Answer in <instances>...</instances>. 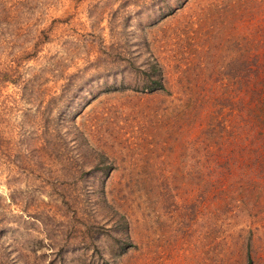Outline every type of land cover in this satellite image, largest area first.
Returning a JSON list of instances; mask_svg holds the SVG:
<instances>
[{
  "label": "rangeland",
  "instance_id": "1",
  "mask_svg": "<svg viewBox=\"0 0 264 264\" xmlns=\"http://www.w3.org/2000/svg\"><path fill=\"white\" fill-rule=\"evenodd\" d=\"M248 256L264 0H0V264Z\"/></svg>",
  "mask_w": 264,
  "mask_h": 264
},
{
  "label": "trees",
  "instance_id": "2",
  "mask_svg": "<svg viewBox=\"0 0 264 264\" xmlns=\"http://www.w3.org/2000/svg\"><path fill=\"white\" fill-rule=\"evenodd\" d=\"M152 70L156 71V70H158V68L154 66L152 68ZM150 77H148V80H149L148 83L145 84V87H144L145 89H147L149 91H154V90L163 88L161 75H160V77H157V78H150ZM246 264H254V262L250 256H248Z\"/></svg>",
  "mask_w": 264,
  "mask_h": 264
}]
</instances>
